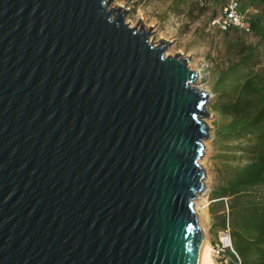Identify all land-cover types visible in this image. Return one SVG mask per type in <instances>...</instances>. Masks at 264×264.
<instances>
[{"label": "water", "instance_id": "1", "mask_svg": "<svg viewBox=\"0 0 264 264\" xmlns=\"http://www.w3.org/2000/svg\"><path fill=\"white\" fill-rule=\"evenodd\" d=\"M111 0H0V264H199L210 94Z\"/></svg>", "mask_w": 264, "mask_h": 264}, {"label": "rangeland", "instance_id": "2", "mask_svg": "<svg viewBox=\"0 0 264 264\" xmlns=\"http://www.w3.org/2000/svg\"><path fill=\"white\" fill-rule=\"evenodd\" d=\"M226 2L111 0L109 6L126 11L124 22H128V26L133 27L139 20L143 29L150 27L149 41L153 44L160 39L167 42L165 55L187 57L188 67L199 75L194 85L210 94L205 107L209 115L204 120L208 137L203 141V155L199 160L205 172L206 192L194 200V208L214 264H227V251L235 256L236 264H240L233 249L232 233L236 229L230 222L246 198L264 206V185L250 188L246 198L242 195L219 197L221 188L233 173L251 159L247 148L251 144L249 136L230 139L221 134L228 118L220 107L236 99L240 84L246 78L264 77V2L239 0L249 31L223 33L209 26V22L219 16ZM135 27L139 28V22ZM250 110L251 107L247 108L246 113ZM261 247L264 248V244Z\"/></svg>", "mask_w": 264, "mask_h": 264}, {"label": "trees", "instance_id": "3", "mask_svg": "<svg viewBox=\"0 0 264 264\" xmlns=\"http://www.w3.org/2000/svg\"><path fill=\"white\" fill-rule=\"evenodd\" d=\"M224 6L221 7L220 13ZM247 26L249 27L248 22ZM232 30L243 32L235 27L222 32L228 33ZM249 107L251 110L246 113ZM220 110L228 118L221 128V134L230 139L249 136L251 144L247 148L251 153V159L233 173L227 184L221 188L219 197L242 195L246 198L249 197L247 191L250 188L264 185V77L246 78L240 84L236 99L223 104ZM230 225L236 229L232 233L233 249L240 264H264V248L261 247L264 244V206L246 198ZM227 255V264H236L235 256L229 251Z\"/></svg>", "mask_w": 264, "mask_h": 264}, {"label": "built area", "instance_id": "4", "mask_svg": "<svg viewBox=\"0 0 264 264\" xmlns=\"http://www.w3.org/2000/svg\"><path fill=\"white\" fill-rule=\"evenodd\" d=\"M199 1L204 2L205 0ZM244 15V12L240 10L238 0H228L219 16L210 20L209 26L216 27L220 31L235 27L243 32H248L249 28L246 25Z\"/></svg>", "mask_w": 264, "mask_h": 264}, {"label": "bare ground", "instance_id": "5", "mask_svg": "<svg viewBox=\"0 0 264 264\" xmlns=\"http://www.w3.org/2000/svg\"><path fill=\"white\" fill-rule=\"evenodd\" d=\"M197 88L202 90L200 87H197ZM199 164H202L201 161H199ZM205 192H206V187H205L204 192L199 194L198 196H203ZM194 210H196V208H194ZM199 264H214L212 256H211V248L205 240L202 246Z\"/></svg>", "mask_w": 264, "mask_h": 264}]
</instances>
